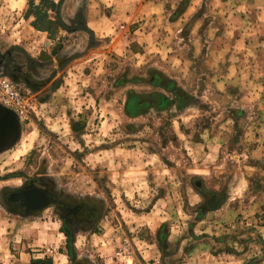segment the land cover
<instances>
[{
    "label": "rangeland",
    "instance_id": "rangeland-1",
    "mask_svg": "<svg viewBox=\"0 0 264 264\" xmlns=\"http://www.w3.org/2000/svg\"><path fill=\"white\" fill-rule=\"evenodd\" d=\"M0 264H264V0H0Z\"/></svg>",
    "mask_w": 264,
    "mask_h": 264
},
{
    "label": "built area",
    "instance_id": "built-area-1",
    "mask_svg": "<svg viewBox=\"0 0 264 264\" xmlns=\"http://www.w3.org/2000/svg\"><path fill=\"white\" fill-rule=\"evenodd\" d=\"M0 106L20 118H25L30 108L21 88L6 77H0Z\"/></svg>",
    "mask_w": 264,
    "mask_h": 264
},
{
    "label": "flooded vegetation",
    "instance_id": "flooded-vegetation-1",
    "mask_svg": "<svg viewBox=\"0 0 264 264\" xmlns=\"http://www.w3.org/2000/svg\"><path fill=\"white\" fill-rule=\"evenodd\" d=\"M13 81V80H12ZM14 82V81H13Z\"/></svg>",
    "mask_w": 264,
    "mask_h": 264
},
{
    "label": "water",
    "instance_id": "water-1",
    "mask_svg": "<svg viewBox=\"0 0 264 264\" xmlns=\"http://www.w3.org/2000/svg\"><path fill=\"white\" fill-rule=\"evenodd\" d=\"M1 107V106H0ZM2 108V107H1Z\"/></svg>",
    "mask_w": 264,
    "mask_h": 264
}]
</instances>
